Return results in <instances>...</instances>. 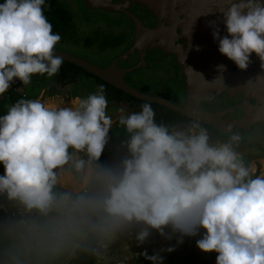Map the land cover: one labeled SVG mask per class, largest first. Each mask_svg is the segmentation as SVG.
Returning a JSON list of instances; mask_svg holds the SVG:
<instances>
[{
	"label": "clouds",
	"instance_id": "9594fccd",
	"mask_svg": "<svg viewBox=\"0 0 264 264\" xmlns=\"http://www.w3.org/2000/svg\"><path fill=\"white\" fill-rule=\"evenodd\" d=\"M45 3H0V96L14 80L30 85L34 75L51 79L60 71L64 58L55 48L61 36L52 31ZM223 16L227 35L212 32L218 51L240 70L247 69L252 53L264 60V3L239 0ZM107 108L103 84L86 97H75L71 107L48 106L40 99H19L11 105L0 116V193L27 211L57 213L59 223L75 232L114 234L142 225L135 236L138 245L153 230L165 239L176 235L181 244L186 236L200 235L196 247L217 253L215 264H264V175L254 176L234 150L232 142L240 137L233 134L230 142L213 145L198 124L170 131L155 122L149 103L139 112L120 110L118 122L130 134L129 155L118 168L96 164L86 172V184L98 186L91 194L87 189L75 198L54 193V170L73 160L69 148L88 157L74 161L78 172L86 163L99 161L113 123ZM97 188L100 193H94ZM141 255L163 264L159 252L148 255L145 250ZM108 259L109 252L99 264Z\"/></svg>",
	"mask_w": 264,
	"mask_h": 264
},
{
	"label": "water",
	"instance_id": "95a60500",
	"mask_svg": "<svg viewBox=\"0 0 264 264\" xmlns=\"http://www.w3.org/2000/svg\"><path fill=\"white\" fill-rule=\"evenodd\" d=\"M84 2L89 8L116 12L131 7H142L156 17L157 24L152 28L146 27L133 13L126 11L133 20L136 30L134 40L126 50L116 55L106 66H99L75 53L56 47L55 54L62 55L65 62L80 67L134 97L164 105L194 120L211 124L221 131L245 129L254 123L264 122V60L252 53L247 69L240 70L226 56L223 55L225 60L220 57L218 40L212 35L215 29H218L221 37L227 35L223 13L231 3H237L239 0H84ZM261 2L264 3V0ZM152 46L175 54L177 61L181 63H197L202 54L210 60L232 62L236 69H232L227 63H219L225 66L223 70L215 68L214 63H201L197 73L201 80L199 82L188 80V98L184 104H178L167 97L141 91L123 77L125 73L144 64V50ZM133 52L138 53L139 63L130 67L117 65L118 59L126 58ZM214 68L216 73L211 72ZM223 80L227 81L226 86L223 85ZM220 88L231 93L239 90L245 99L222 111L209 112L201 109L200 102L209 99L210 95L218 92ZM251 98L254 102H250ZM236 109L242 112L239 116L231 119L222 117L223 114L232 113Z\"/></svg>",
	"mask_w": 264,
	"mask_h": 264
},
{
	"label": "trees",
	"instance_id": "16d2710c",
	"mask_svg": "<svg viewBox=\"0 0 264 264\" xmlns=\"http://www.w3.org/2000/svg\"><path fill=\"white\" fill-rule=\"evenodd\" d=\"M84 1V0H83ZM4 0H0V3H3ZM85 3V2H84ZM50 6V7H49ZM45 15L47 16L48 20L52 24V31L54 33H58L61 36V40L59 42L64 43V39L67 35H69V39L72 43L80 44L82 46L88 47L91 46L95 38L90 37L86 34L79 35L75 30L72 28V14L69 9L60 2L59 0H46L45 3ZM112 13V12H111ZM123 15V14H121ZM97 31H102V27L98 25L95 28ZM124 36H115L111 39L112 42L115 44L120 45L121 42L124 41ZM102 39L99 40L98 43H101ZM60 43V44H61ZM104 44V42L102 43ZM127 45V44H126ZM122 46L119 51L113 54V56L108 55V59H112L118 52H121L125 47ZM57 47H61L56 45ZM65 49V47H62ZM83 56V55H82ZM89 73L80 67L63 61V64L60 68V71L57 75L49 79L46 74L44 76L41 75H34L32 77V83L30 85H23L19 80H14V82H18V85L22 89V93H19L15 90H12L11 86L8 91L3 95L0 96V116L7 113L8 108L16 103L19 99H31V97L37 96L39 93H43V95H63L69 98L79 97H86L89 93H92L96 90V85L103 84L106 89V96L108 100V108L106 110V114L112 118V126L108 132L107 143L104 147L103 153L99 158V161L94 162L92 165L100 164L111 166L113 168H118L121 161L126 158L129 153L126 146V141L128 140L130 134L127 133L125 128L121 126L118 122L119 116L122 114L121 109L124 110L123 114H128L131 112H139L141 110V105L144 103H149L155 112V122L157 124H164L169 127V130L179 129V130H186L193 124H198L197 121L192 120L164 105L148 102L137 97L130 95L127 92H124L113 85L109 84L108 82L98 78L95 75H91L88 79ZM12 85V84H11ZM141 91L150 93V94H157L164 97H167L173 102H177V100L165 93V92H155L149 90L147 87L143 86L140 87ZM30 97V98H29ZM178 103V102H177ZM49 104H53L49 103ZM56 105V104H54ZM199 125V124H198ZM212 137H209L210 144H213L216 138H220L221 143H227L230 140V136L226 133H223L217 129H212L210 132ZM226 137V138H225ZM229 138V139H227ZM236 152H243L241 155L242 160L244 161L245 166L249 167L250 169L254 170V176L259 175L260 172V160L264 157V145L250 142L247 140L239 139L238 145L233 147ZM1 165V164H0ZM264 166V164H263ZM0 169L1 166H0ZM54 193L57 195L59 194L54 190ZM90 193V192H89ZM91 194V193H90ZM9 204L8 202H4ZM9 206H12L9 204ZM4 212L0 208V216ZM0 233L2 232V228L5 225H9V223L4 222V216L0 217ZM203 231H201V234ZM176 236V235H175ZM105 239L106 236L103 234L102 231H87L84 236L80 239L78 244L73 248V251L69 257L63 260L62 264H98V257L97 253L95 252V246L98 240ZM201 238L200 235H197L195 239ZM195 240V241H196ZM177 241V238H176ZM175 240L173 241L172 247L174 245H178ZM187 244L182 243L183 245L193 246L196 247V244ZM52 242L46 244V252L51 254H56L53 251ZM52 248V249H51ZM3 249L0 247V264L4 260ZM60 255V254H59ZM217 253H213L211 255L204 256L202 255L201 260H192V256H188L189 259H186L185 264H197L202 262V264H215V258ZM63 257L65 256L62 255ZM59 257V256H58ZM60 260V258H59ZM194 261V263H192ZM58 262V261H57ZM182 260L177 261H170L169 264H181ZM46 264V263H44Z\"/></svg>",
	"mask_w": 264,
	"mask_h": 264
},
{
	"label": "crops",
	"instance_id": "0c3cea01",
	"mask_svg": "<svg viewBox=\"0 0 264 264\" xmlns=\"http://www.w3.org/2000/svg\"><path fill=\"white\" fill-rule=\"evenodd\" d=\"M11 88L12 90L22 93L21 87L19 85H14V82L12 83ZM66 98L59 99L57 96V99H52L48 96L43 95L31 97V99H40L41 102L46 105L53 102V105L56 104V106L58 107H71L74 98ZM48 106L52 105L50 104ZM219 144L221 143L218 142L216 145ZM68 151L72 154L73 160H70L66 165L54 170L57 172L58 183L53 188V192L55 190L59 194L69 193L73 196V198H75L76 195L84 192L85 189L90 192L98 186L94 183L86 184L85 182L86 172L95 168L94 165L86 163L85 170L81 172H78L74 167V161L76 159H83L85 161L88 160L86 153L76 152L72 148H69ZM0 175H4V168L0 169ZM0 200L4 202H17V200H9L6 193H0ZM2 229L3 230L0 233V247L5 253V258L1 262V264H41L44 256L50 255L48 252H46L47 250L45 246L49 242L53 243L52 245L54 246L52 248L53 251L58 254V258H60V260H65L71 255L73 248L78 244L80 239L87 232V230H85L83 233L75 232L72 231L67 225H61L59 223V217L57 213H50L49 215L44 216L35 209H33L32 212L28 215V218L24 224H18L17 222H14L11 225H5ZM111 237H117L120 239V243L117 248L118 255H127L128 253L130 254L128 250L122 248L123 244L125 243L123 232H116L114 234H110L108 237V252L111 253V256L117 253L116 251L115 253L114 251H112V247L110 249ZM25 238H29L30 241L24 242ZM112 240L113 239H111V241ZM152 240L145 241L144 244L139 246L149 247V244H153L152 242H155V244L157 243V238H153ZM99 241L107 243L104 238L98 240V242ZM181 245V243L178 245H174V250H172L170 256H166L167 258L163 259V264H169L170 261L175 262L177 260H182L181 264H185L186 259H189L188 256H192V260L195 261L197 259L201 260L202 255L207 256L215 253H205L199 250L197 247L193 246L192 248L191 245ZM64 254L65 256L63 257L62 255ZM58 258L55 262L52 261L51 258L47 259L46 257V264H59L60 260ZM114 261L115 260L109 256L107 262H104L103 264H108L109 262H111V264H114ZM194 261L192 263H194ZM197 264H202V262H199Z\"/></svg>",
	"mask_w": 264,
	"mask_h": 264
},
{
	"label": "flooded vegetation",
	"instance_id": "af4514ba",
	"mask_svg": "<svg viewBox=\"0 0 264 264\" xmlns=\"http://www.w3.org/2000/svg\"><path fill=\"white\" fill-rule=\"evenodd\" d=\"M98 9H100V8H98ZM126 11L133 13L140 20V22L146 27L152 28L157 24L156 17H154L149 11H147L146 9H144L142 7H131V8H126L123 11H117V12L120 14H123V16L129 17V15H127ZM108 12L111 13L113 11H108ZM129 25L130 26H128L127 28H122L125 31V33H120V34L116 35V36H118V35L124 36L125 35L127 38V40H126L127 42L126 43H124L125 41H123V43L121 42L117 51H119V49H121L122 46H125L127 44L126 47L121 52H118L116 55H118V54L122 53L124 50H126L132 44V42L134 40L136 30L134 27L133 20L131 18H130V24ZM177 41H181V40H177ZM88 47H90V46H88ZM59 48H61V47H59ZM64 50H67V49H64ZM100 56H102L101 53H99V54L94 53V54L89 55V57H84V58L90 60L91 62H93L99 66H106L115 57L114 56L112 59H108V56L107 57L106 56L100 57ZM156 57H157V59H156ZM220 57H222V59H224L223 54H220ZM98 58H100V60H98ZM227 61H229V60H227ZM143 62H144L143 65L137 66L133 70H130L129 72L125 73L123 75L124 79L129 84L133 85L134 87L138 88L139 90H140V87L145 86L149 90H152L155 92H157V91L158 92H165V93L173 96L177 100L178 104H184L188 98V88H187L188 80L191 79L194 82H199L201 80L200 75L197 74L198 71L200 70V66H201L200 64L201 63H214V65H216L215 68H217V65H219V63H227L228 65H231L232 69H234V70L236 69V66L232 62H222V60L221 61L220 60H216V61L210 60V59H207L202 54L199 56L197 63H181V62L177 61L175 54H173L171 52H165V51L159 49L158 47H153V46L145 48L144 54H143ZM116 63L119 67L133 66L136 63H139V55H138V53L133 52L131 55H128L126 58L118 59ZM150 63H167L166 67H168L169 72H170L169 79L171 80L172 83L177 82V84L179 85V92H176V90L173 89L171 86H169L167 84H163V83H159L158 85L154 84L156 86V88H154L152 86L151 81H155V80H152V79H151V81L143 80V79H136L133 81L132 77L137 76L138 70H140L141 68L149 69ZM215 68L211 70L212 73H216ZM226 71H227V69H226ZM88 75H89L88 76V79H89L92 74L89 73ZM222 83L224 86L227 85V81H225V80H223ZM210 96L211 97L209 99L202 100L200 102V108L205 110V111H209V112H217V111L229 109L233 105L239 104L245 99V97L241 91L235 90V91H233V93H231V92H228L224 88H220V90L218 92H214ZM249 100H250V102H254L252 100V98ZM241 113L242 112L239 109H236L232 113L228 112L227 114H223L222 117L231 119V118H234L236 116H239ZM188 118H190V117H188ZM190 119H192V118H190ZM192 120H194V119H192ZM195 121H197V120H195ZM197 122H198L199 126L206 129L207 132H210L212 129H217V128L213 127L211 124L204 123L201 121H197ZM261 126H264V122L254 123L249 128H245V129H232L231 131H221L219 129H217V130L228 134L230 137L233 134H236L242 140H247L250 142H256V143L264 145V131L263 132L261 131V129H262ZM197 131H198V129H197ZM257 134H260L261 136L259 137V136H257ZM208 136L212 137L211 134H208ZM229 138H227V139H229ZM238 141L232 142L233 147L238 145ZM218 142L221 143L220 138L219 139L216 138L215 141L213 142V145H216ZM227 142H230V140H228ZM238 153L240 155H243L242 151L241 152L239 151Z\"/></svg>",
	"mask_w": 264,
	"mask_h": 264
},
{
	"label": "rangeland",
	"instance_id": "374dc122",
	"mask_svg": "<svg viewBox=\"0 0 264 264\" xmlns=\"http://www.w3.org/2000/svg\"><path fill=\"white\" fill-rule=\"evenodd\" d=\"M60 2H63V4L69 9V11L72 14V28L77 32L79 35L86 34L90 37H94L95 41L90 47H85L80 45L79 43H72V41L69 39V35L66 36L64 39V43L58 42L57 45L62 47H65V49L71 51L72 53H75L81 57H89L91 54H99L101 53L102 56L100 57H107L108 55L113 56V54L118 50L119 45L115 44V42H112L111 39L115 37L117 34L125 33V31L122 28H127L130 26V18L127 16H123L120 13L113 11L112 13L98 9V8H89L83 0H59ZM100 25L102 27V31L95 30L96 27ZM118 26V27H117ZM119 29V30H118ZM124 43H126L127 38L124 35ZM101 43H98L99 40H101ZM104 42V44H102ZM61 43V44H60ZM83 55V56H82ZM163 58V57H162ZM157 59V57H156ZM100 60V58H98ZM167 63H150L149 69L147 68H141L138 70V74L135 77H132L133 81L136 79H143V80H155L151 81L152 86L156 88V85L159 83L167 84L171 86L173 89L176 90V92H179V85L176 83H172L169 79L170 72L168 67H166ZM43 92V91H42ZM39 93L37 96L43 95V93ZM45 96V95H43ZM48 97L52 99H57V96L59 99H65L66 96L63 95H47ZM67 99V98H66ZM54 107H58L56 105H53ZM261 131H264V126H261ZM257 136H261L260 134H257ZM264 157L261 159V165H260V172L259 175H264ZM3 169V164L0 165ZM3 202V201H2ZM9 204L16 203L13 201L8 202ZM124 238V237H123ZM111 239H113L111 241ZM152 240V239H151ZM29 238H25L24 242H29ZM153 241V240H152ZM177 242V241H176ZM120 243V239L117 237H111L110 238V249L112 247V251H115L117 253L113 254L111 256V253H109V256L112 257V259L120 260L124 256L128 257V261L126 264H152L146 262L145 260L141 259V256L138 254H133V249L141 250V246H139L137 243L132 244V250L131 253L127 255H118V245ZM155 244V242H152ZM122 251V250H121ZM129 252V251H128ZM172 252V251H171ZM170 252V254H171ZM170 254L167 256L169 257ZM189 255V254H188ZM51 258L52 261L56 262V259L58 258V254H51L48 256H44L41 264L46 263L45 258ZM163 257V258H167ZM118 258V259H117ZM59 259V258H58ZM63 260H60L59 264H62ZM164 261V260H163ZM107 262V261H106ZM108 264H111L109 262Z\"/></svg>",
	"mask_w": 264,
	"mask_h": 264
},
{
	"label": "built area",
	"instance_id": "2783aa9c",
	"mask_svg": "<svg viewBox=\"0 0 264 264\" xmlns=\"http://www.w3.org/2000/svg\"><path fill=\"white\" fill-rule=\"evenodd\" d=\"M18 82H15V85H17ZM100 189H96L94 193H100ZM6 203H3L0 201V208L4 212L1 216H4L5 219L3 220L6 223H13L16 221L18 224H24L28 218V215L32 212L25 210L24 206L18 201L17 203L11 204L12 206H5ZM0 216V217H1ZM1 219V218H0ZM142 225H133L130 229L123 231V236L125 237V243L123 244L122 248L125 250H128L131 253L132 250V244L137 243L135 236L136 233L140 231L142 228ZM167 231V230H166ZM201 231H204L201 229ZM103 234L108 238L110 233L104 231ZM196 237V236H195ZM195 237H184L183 238V243L187 244L188 242L190 244L194 243ZM157 238V243L156 244H149V247L143 246L141 250H136L133 249V254L140 255L142 260H145L148 263H151V261L147 260L144 258L143 255H141L142 252L145 250L147 251L148 255H152L155 252H159L161 256H166L170 254L169 251H160L161 249H166L170 246H172L173 241H176V236L173 235L172 239H165L163 236H161L159 233L155 232L154 230L152 231L151 235L148 237L146 241H151V239ZM107 243L99 241L96 243L95 246V252L97 253L98 257V264L101 263L108 254V241L106 240ZM128 261V257L124 256L122 259L117 260L115 264H126Z\"/></svg>",
	"mask_w": 264,
	"mask_h": 264
},
{
	"label": "bare ground",
	"instance_id": "6f19581e",
	"mask_svg": "<svg viewBox=\"0 0 264 264\" xmlns=\"http://www.w3.org/2000/svg\"><path fill=\"white\" fill-rule=\"evenodd\" d=\"M48 105H50V104H48ZM52 105V104H51Z\"/></svg>",
	"mask_w": 264,
	"mask_h": 264
}]
</instances>
